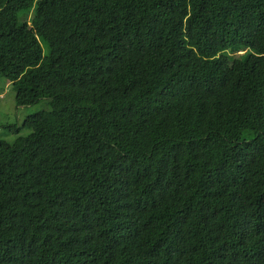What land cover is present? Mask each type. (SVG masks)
I'll use <instances>...</instances> for the list:
<instances>
[{
	"label": "trees",
	"instance_id": "trees-1",
	"mask_svg": "<svg viewBox=\"0 0 264 264\" xmlns=\"http://www.w3.org/2000/svg\"><path fill=\"white\" fill-rule=\"evenodd\" d=\"M0 78V264H264V0H0Z\"/></svg>",
	"mask_w": 264,
	"mask_h": 264
},
{
	"label": "rangeland",
	"instance_id": "rangeland-1",
	"mask_svg": "<svg viewBox=\"0 0 264 264\" xmlns=\"http://www.w3.org/2000/svg\"><path fill=\"white\" fill-rule=\"evenodd\" d=\"M48 107V99L45 97L30 104H15L10 82L0 78V137L11 141L15 136L25 134L28 129L21 126L23 118L27 114Z\"/></svg>",
	"mask_w": 264,
	"mask_h": 264
}]
</instances>
